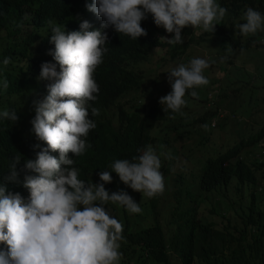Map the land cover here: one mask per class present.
Listing matches in <instances>:
<instances>
[{
  "label": "clouds",
  "instance_id": "clouds-1",
  "mask_svg": "<svg viewBox=\"0 0 264 264\" xmlns=\"http://www.w3.org/2000/svg\"><path fill=\"white\" fill-rule=\"evenodd\" d=\"M226 12L216 0H34L32 9L18 14L2 5L0 52L8 41L27 40L32 68L26 78L7 73L0 76V147L2 154L11 158L7 163L0 161V174L5 175L0 183V264H119L124 228L104 206L111 202L132 214H139L142 209L127 192L110 194L105 185L112 183L114 172L133 191L154 198L165 190L164 176L161 160L149 145L138 150L141 154L131 161L115 160L109 166L111 171L99 173L100 183L78 178L79 169L74 167L73 158L84 155L86 148L91 147L86 137L96 124L89 118L90 111L92 116L99 115V110L92 108L99 92L93 73L108 48L128 52L129 44L144 36L149 42H156L149 45L147 52L156 58L160 42L168 49L169 45L183 44L187 41L181 35L184 28L190 29L195 38L203 32L214 33ZM149 14L157 27L147 26L145 19ZM243 19L245 23L236 25L241 34L240 47H233L232 40L225 41L231 53H246L247 49H238L249 44L258 31H264L260 12L247 7ZM168 33L174 34L172 38ZM249 45L253 49V43ZM259 49L264 52V47ZM185 52L179 48L173 56L177 67L167 73L172 91L159 100L164 113L170 110L183 116L186 93L197 97L194 89L208 84L203 74L208 61L190 60ZM20 60L21 56L15 53L5 57L3 65L12 63L19 68ZM241 67L244 71L253 69L247 61ZM35 68H41L37 78ZM36 79L38 83L46 82L47 95L39 92ZM238 80L250 85L245 93L233 88L235 92L247 97L250 94L255 102L262 99L263 81ZM219 84L224 87H212L209 98L206 93V100L199 99L204 100L203 110L195 116L196 119L205 112L215 113L210 122L211 134L218 121L223 122L218 129L225 130L231 124V131L242 122L235 110L212 107L218 93H213L214 89L219 90L218 100L228 91L235 93L233 83ZM154 91H158V86ZM113 107L102 110L101 117L106 119L110 109L115 113ZM202 128L207 130L208 125ZM211 139L212 136L203 147V154L214 144ZM255 146H261L256 155L262 154L264 138ZM227 150L204 157L219 159ZM88 159L86 172L101 170L100 159L94 154ZM225 165L230 166L231 162L226 161ZM229 179L235 183L236 177Z\"/></svg>",
  "mask_w": 264,
  "mask_h": 264
},
{
  "label": "trees",
  "instance_id": "trees-1",
  "mask_svg": "<svg viewBox=\"0 0 264 264\" xmlns=\"http://www.w3.org/2000/svg\"><path fill=\"white\" fill-rule=\"evenodd\" d=\"M33 2L34 0H0V9L4 5L9 12L18 14L32 9ZM216 3L227 12L214 33L203 32L195 38L190 29L184 28L181 35L187 41L177 46L169 45V49L165 43L160 42L156 58L147 55L149 45L156 42H149L144 36L133 40L128 52L123 48L109 50L106 45L107 55L103 56V62L93 73L99 92L95 94L97 99L92 108L98 109L99 115L92 116L90 111L89 118L96 124V128L90 130L86 137V143L91 147L86 148L84 155L73 158L76 161L74 167L79 169L78 178L93 184L100 183L99 173L111 171L109 166L115 160L131 161L132 157L141 154L138 150L150 145L159 149L157 153L161 154L160 171L164 176V192L166 199L168 196L170 198L166 207L161 209L163 194L154 198L143 196L123 184L116 173H112V183L106 184L105 189L110 194L120 190L127 192L142 209L141 213L132 214L118 204L109 202L104 206L109 215L111 210L118 213L114 218L124 228L119 264H130L134 259L137 260L133 264H264V184L258 178L261 173H256L262 163L249 164L242 155L243 149L254 148L256 142L264 138V116L249 123H239L237 130H233L239 141L226 148L229 150L219 159L206 158L204 155L198 157L191 153L190 158L195 164L188 176L174 173L175 156L182 148V144L179 148L174 146L176 139L190 134V141L201 151L209 144L210 122L215 113L205 112L195 119L197 112L203 110L201 105L207 99L206 94L203 95L206 85L194 89L197 92L198 89L202 90L197 97L186 93L184 99L187 104L182 108L183 116L172 114L170 110L164 113L159 103L161 94L165 90L172 91L171 85L164 80L166 77L162 74L158 80V74L156 78H149L143 72L135 70L136 64L144 61L153 63L155 68L162 67L166 58L173 61L179 48L191 49L192 44L205 47L225 41L230 43L232 40L233 47H240L241 34L236 25L246 22L243 16L247 7L264 16V0H216ZM145 22L148 27H157L151 14ZM169 35L172 38L174 34ZM250 43H253V49L264 47V31L254 35ZM249 44L238 50L245 48L251 51ZM15 53L21 56V66L17 68L10 63L5 67L3 59L10 58ZM27 53V40L6 42L0 52V76L7 73L18 79L28 77L32 66ZM200 53L196 55L199 56ZM213 53L216 55L218 51L213 48L211 55ZM227 60L232 62L229 58ZM40 70L41 68H35L36 78ZM239 78L243 79V76ZM220 82L224 83L223 79L218 80ZM45 83H38L36 79L38 90L44 96L47 95ZM155 86L162 90L160 95L157 94L158 91L155 93ZM260 95L262 99H258L257 103L264 111V85ZM234 97L244 98L237 92ZM247 98L255 103L252 100L255 98L250 94ZM122 99L124 101L121 103ZM128 104L138 107V110L130 112ZM109 105H113L116 112L112 118L104 119L101 112ZM173 115L175 118H172ZM204 124L208 125L207 130L202 128ZM189 125L191 128L187 129ZM161 131H164L163 138H158L156 134ZM1 154L2 147L0 161L7 163L11 160L10 156ZM90 154L100 159V171L86 172ZM261 156H264V152ZM226 161H230L231 165L226 166ZM181 167L184 168L185 165ZM4 176L0 174V183L4 182ZM172 176L171 181L169 177ZM230 176L236 177L235 183L230 181ZM166 179L168 180L165 181ZM80 207L82 210L83 206ZM235 214V220L243 226L238 228L232 225L231 229L229 220Z\"/></svg>",
  "mask_w": 264,
  "mask_h": 264
},
{
  "label": "rangeland",
  "instance_id": "rangeland-1",
  "mask_svg": "<svg viewBox=\"0 0 264 264\" xmlns=\"http://www.w3.org/2000/svg\"><path fill=\"white\" fill-rule=\"evenodd\" d=\"M260 32L261 31H258L255 35L259 34ZM227 46L228 45L226 42H222L220 44H215V45L214 44L206 45L205 47H207L208 49V56H207V49H205V47H198L192 44L191 49H186V52L184 54V55H187L190 60L193 58H202L208 61L209 67L205 69L203 73L208 80V84L206 85L205 92H203V95L207 93L208 98H209L208 93L211 91L212 87L213 88L219 87V89L224 87L218 83V80H221V79H223L224 83L226 82H230V84L233 83L234 85L232 84V90L233 88H235L237 91L242 92V93L247 92V88L250 84L247 81L238 80L239 76H243L244 80L255 79V81L257 82H261V81L264 82V52L261 49L259 48L252 49L254 51L251 50V51H247L246 53L245 52L231 53L227 51ZM213 48L216 50L218 48V53L216 55L215 53L211 55V53L213 52ZM198 52H201L199 56L196 55ZM209 55L211 56L209 57ZM227 58L232 60L234 63L229 62ZM245 61L252 64L253 66L252 70L247 69L246 71H244L242 69L241 64H243ZM174 67H176V63L166 58L162 67L155 68V65L153 63L144 61L142 63H137L135 70L139 72H143L144 75L149 78H152V77L156 78L158 74H160L159 78H161L163 74L166 77L164 80L168 81L167 73ZM161 91L162 90L159 89L157 94L160 95ZM201 91L202 90L198 89L197 93L199 94ZM170 92L171 91L169 90H165L161 94V97L166 96ZM216 92L219 93V90L214 89L213 93H216ZM218 93L214 97L215 105L214 106L211 105L212 107L216 106L218 108L227 110L228 112H231L232 109L235 110L233 112L240 117L243 123H249L252 120H258V119L263 118V110L261 109L260 105L257 103L258 101L255 103H252L250 100H248L247 96L244 94H241L243 95L244 98L238 99L234 97V93L231 91H228L225 95H222L219 98L220 100H218ZM123 101L124 99L121 100V103ZM128 106H130V112L132 113L138 110V107H133L129 104ZM192 107L193 109L196 110L194 106ZM113 113L114 112L112 109L108 110L105 114L106 119L112 118ZM240 113H242V115ZM222 124L223 122L221 121L217 122V126L215 128L216 131L210 134V136H212V139L214 140V144L209 145L205 149L204 154L196 145L193 144L192 141H190L192 138L190 137V134H184L182 137L176 139L173 142L174 146H176V148H179V146L182 144V148L175 156V160L173 163V172L182 173L184 176H188V174L190 173V170L193 168L195 164L193 160L190 158L191 153L198 155V157H200L201 155L205 156L208 153H212L213 155H216V154L223 152L226 148L236 144L239 141V137L236 135L235 131H231V124H228L225 130L218 129ZM188 128L190 129L191 125H189L187 129ZM26 130L27 129H24V132H26ZM163 135H164V131L158 132L156 134L158 138H163ZM259 147L261 146H257V147L254 146V148L245 149L243 150L242 155L243 157L246 158L249 164L250 163L258 164L259 162L262 163V166L258 168L256 173H259V174L261 173V175H259L258 178H261L262 180L261 182L264 184V170H263L264 169V156H261V154L256 155ZM153 149L156 151V153L159 152V149L157 148H153ZM157 155L160 158L161 154L157 153ZM183 165H185L184 168L181 167ZM169 178L172 181L173 176ZM167 180L168 179H166L165 181ZM246 191L248 190L246 189ZM136 193H139V192H136ZM169 199H170L169 196L166 199V193L163 192L164 201H163L161 209L166 207V203L169 201ZM117 214L118 213H115L112 210L110 211L111 217H117ZM236 214L238 213L236 212ZM236 214L232 215L229 221L232 225H236L238 228H241L243 224L235 220ZM228 215H229V211L227 212V216Z\"/></svg>",
  "mask_w": 264,
  "mask_h": 264
}]
</instances>
